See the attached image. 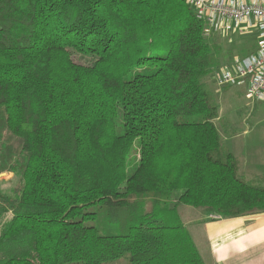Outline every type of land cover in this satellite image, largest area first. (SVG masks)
Masks as SVG:
<instances>
[{"label":"trees","instance_id":"16d2710c","mask_svg":"<svg viewBox=\"0 0 264 264\" xmlns=\"http://www.w3.org/2000/svg\"><path fill=\"white\" fill-rule=\"evenodd\" d=\"M204 26L186 0H0V264H207L180 205L264 211Z\"/></svg>","mask_w":264,"mask_h":264},{"label":"crops","instance_id":"0c3cea01","mask_svg":"<svg viewBox=\"0 0 264 264\" xmlns=\"http://www.w3.org/2000/svg\"><path fill=\"white\" fill-rule=\"evenodd\" d=\"M253 42L257 48V39L254 38ZM249 106V110L252 111L255 106H258L255 112L257 114L262 107L264 108V103H253ZM240 120L244 123L251 119L247 121L246 118H242ZM234 124L238 125V122ZM243 129L242 132L246 133L247 130ZM250 129H252L251 125ZM221 132H223V128ZM240 133L231 136V139L233 140ZM229 147L240 158V172L247 179L264 174V172L256 170L264 162L263 155L257 154L255 157L249 155L243 164L242 158L234 146L229 145ZM179 209L180 212L182 210L195 216L188 222L183 221L186 225H191L192 230L190 231L207 264H264V211L234 217L221 215L222 218L215 219L212 216L218 213L208 208L183 204L179 206Z\"/></svg>","mask_w":264,"mask_h":264},{"label":"built area","instance_id":"2783aa9c","mask_svg":"<svg viewBox=\"0 0 264 264\" xmlns=\"http://www.w3.org/2000/svg\"><path fill=\"white\" fill-rule=\"evenodd\" d=\"M204 22L206 35L257 32L255 51L236 56L214 73L218 86L243 84L249 104L264 103V0H186ZM215 219L221 215L212 216Z\"/></svg>","mask_w":264,"mask_h":264},{"label":"rangeland","instance_id":"374dc122","mask_svg":"<svg viewBox=\"0 0 264 264\" xmlns=\"http://www.w3.org/2000/svg\"><path fill=\"white\" fill-rule=\"evenodd\" d=\"M257 32H253L250 34L241 33V32H234L232 33H221L216 34L215 36L218 37L222 47V63L218 68L220 69L224 65L229 64L232 62L234 57L236 56H245L248 54L249 50L244 51V53L239 51L242 48L250 47L251 42L256 37ZM73 58L75 61L78 62H86V59L79 54H73ZM210 85L217 93L220 102V115L227 116L228 120L230 119L231 123L238 122V128H244L243 130H247L246 133L244 131L240 133V135L236 136L233 140L232 137L224 136L229 143L230 146H234V149L238 154L241 156L243 164H245L247 157L250 155L256 156L257 154L263 155L264 158V108L262 107L257 114L252 113V110H249V99L246 97V87L243 84H234L230 86L227 91H223L220 86H218L215 82V75L210 76ZM240 110H244L243 114H240ZM253 115V116H252ZM246 118L248 122H242L240 119ZM218 126L222 130L220 122L217 121ZM250 125L252 129H250ZM236 144V145H235ZM233 148V147H232ZM256 170L264 172V162L260 164ZM16 185V180L13 178V173L11 172H3L0 174V186L2 189L11 190L12 187ZM180 212V209H179ZM79 213V212H76ZM184 221L188 222V220H192L195 218L193 215L187 214V212L182 211L180 212ZM84 223L88 225H92L94 222L93 220L86 216L84 218ZM190 230H192L191 225H187ZM79 264V263H73ZM124 264V263H121Z\"/></svg>","mask_w":264,"mask_h":264}]
</instances>
